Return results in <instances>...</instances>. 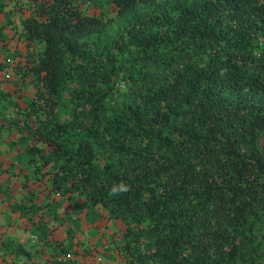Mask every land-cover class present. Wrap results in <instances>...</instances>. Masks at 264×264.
I'll use <instances>...</instances> for the list:
<instances>
[{"label": "trees", "instance_id": "1", "mask_svg": "<svg viewBox=\"0 0 264 264\" xmlns=\"http://www.w3.org/2000/svg\"><path fill=\"white\" fill-rule=\"evenodd\" d=\"M0 10V201L40 241L0 237V264H264V0ZM148 50L182 63L135 87ZM96 208L101 245L76 231Z\"/></svg>", "mask_w": 264, "mask_h": 264}, {"label": "rangeland", "instance_id": "2", "mask_svg": "<svg viewBox=\"0 0 264 264\" xmlns=\"http://www.w3.org/2000/svg\"><path fill=\"white\" fill-rule=\"evenodd\" d=\"M8 18H11L10 21ZM6 23L4 33L10 34L13 30V26L19 25V15H11L7 12L0 10V22ZM5 36V35H4ZM170 60L166 65L162 60ZM182 63V60L177 58L171 51L162 50L160 52H154L148 50L147 55L144 58H140L139 67L136 71L137 77L134 82V86L137 87L140 84H146L151 79H163L170 75L176 68ZM255 69L261 70L264 73V67L256 66ZM8 81L0 80V88L6 87ZM25 96L31 93L30 86L24 88ZM12 150L7 146L5 141V134H0V157L10 158ZM19 194L16 195V197ZM100 209L90 210L89 214L85 216V219L81 220L79 227L76 231L79 232L81 237L88 238L92 243L96 242L97 245H101L103 242V233L121 226L119 220L108 221L107 225L105 219L101 216ZM255 230L258 235L259 246V258L264 262V213L260 219L255 222ZM0 237H12L24 242L25 246L31 250H34L40 245L37 232L27 223L24 217H21L16 212H11L0 201ZM150 241L146 240L143 247H149ZM92 264H99L98 260L94 259Z\"/></svg>", "mask_w": 264, "mask_h": 264}, {"label": "built area", "instance_id": "3", "mask_svg": "<svg viewBox=\"0 0 264 264\" xmlns=\"http://www.w3.org/2000/svg\"><path fill=\"white\" fill-rule=\"evenodd\" d=\"M7 62H9V63H10V59H9V58L7 59ZM8 65H9V64H8ZM7 68H8V67H6V68H5V71H4V72H5V74L8 76V71H7Z\"/></svg>", "mask_w": 264, "mask_h": 264}]
</instances>
